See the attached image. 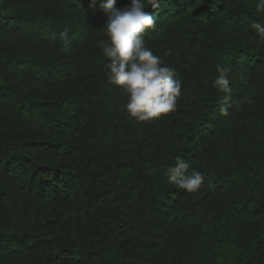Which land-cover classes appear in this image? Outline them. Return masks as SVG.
I'll list each match as a JSON object with an SVG mask.
<instances>
[{"label":"trees","instance_id":"trees-1","mask_svg":"<svg viewBox=\"0 0 264 264\" xmlns=\"http://www.w3.org/2000/svg\"><path fill=\"white\" fill-rule=\"evenodd\" d=\"M257 2L145 1L155 18L146 46L181 82L176 108L146 122L129 117L127 95L105 75L100 0L0 3V29L57 51L30 55L0 41V264H264ZM218 65L229 70L227 102L213 86ZM13 75L59 92L39 98ZM6 113L42 137L7 128ZM176 157L204 174L196 192L169 183Z\"/></svg>","mask_w":264,"mask_h":264},{"label":"clouds","instance_id":"clouds-1","mask_svg":"<svg viewBox=\"0 0 264 264\" xmlns=\"http://www.w3.org/2000/svg\"><path fill=\"white\" fill-rule=\"evenodd\" d=\"M97 0H90L95 7ZM153 9L160 7V0H147ZM117 0H100V8L106 17L101 28L107 41L101 43V51L107 59V80L118 86L127 95L125 110L137 122L152 121L176 108L181 90V82L175 78L173 68L165 65L160 56L146 46L143 33L155 24L152 12L146 10L145 0H130L123 8H118ZM256 11L264 13V0H258ZM264 37V26H254ZM66 35V34H65ZM217 78L213 86L224 93L227 102L229 70L223 66L216 68ZM190 164L182 157H176L174 165L166 169L169 183L187 192H196L202 186L205 176L200 171L187 170Z\"/></svg>","mask_w":264,"mask_h":264},{"label":"rangeland","instance_id":"rangeland-1","mask_svg":"<svg viewBox=\"0 0 264 264\" xmlns=\"http://www.w3.org/2000/svg\"><path fill=\"white\" fill-rule=\"evenodd\" d=\"M46 1L56 2V0H46ZM1 2H3V0H0V3ZM0 41L5 44L13 45L14 48H17L21 51L24 52L26 51L30 55L50 57L57 53V51L52 52L51 49L52 46L49 45L47 42L31 37L22 30L11 31L8 29H0ZM164 46H165V42H159L157 47L154 48V51H157L158 49H160V47H164ZM9 79L17 88L22 90L23 89L32 90L35 93V95L39 98H44V97L49 98L51 96L57 95L59 92V87H54V85L52 84H43L35 80L23 79L17 75H13L9 77ZM6 115L7 116L5 118L4 125L7 128H10L15 132L28 133V134L30 133L36 135L37 138L42 137L41 135L43 134L44 131L43 129L33 124L25 123L24 121L23 122L16 121L14 120L13 116H9L10 115L9 113H6ZM24 199L25 197L21 193H19L15 203L20 204L24 201Z\"/></svg>","mask_w":264,"mask_h":264}]
</instances>
